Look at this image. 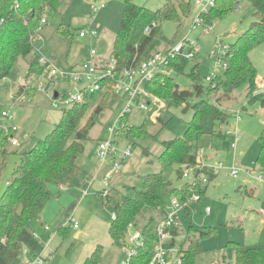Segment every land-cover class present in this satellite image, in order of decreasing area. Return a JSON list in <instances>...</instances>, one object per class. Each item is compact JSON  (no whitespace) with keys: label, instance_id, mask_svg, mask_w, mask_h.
Listing matches in <instances>:
<instances>
[{"label":"rangeland","instance_id":"rangeland-1","mask_svg":"<svg viewBox=\"0 0 264 264\" xmlns=\"http://www.w3.org/2000/svg\"><path fill=\"white\" fill-rule=\"evenodd\" d=\"M173 1L178 7L179 1ZM102 2L106 6L96 14L91 6L100 4L101 0H73L59 11L49 12L45 16L47 22L42 27L41 39L36 42V54L49 59L53 68L62 73L84 74L86 71L83 64L89 60L99 66L108 63L122 23L126 0ZM133 3L158 11L164 7L166 1L133 0ZM189 8L192 13L183 18L180 28L178 21L163 23L164 35L172 44L168 46L166 42H162L158 52L167 55L172 52L175 44L184 42L186 46L183 56L189 59L188 65L183 74L171 75L182 90H192L190 76L198 66L196 71L205 86L201 99H209L207 88L210 83L206 79L214 78L215 73L220 75L224 71L222 61H216L213 52H220L221 39L232 45L248 31L254 22V8L247 0H239L211 28L194 25L204 11L202 7L191 0ZM89 29L98 30L99 37L95 40L79 37L81 30ZM185 41L194 44V51ZM92 51H96L95 57L91 56ZM33 57L34 53L20 58L1 83L0 122L7 126H16L18 131L14 134L17 144L10 142L9 154L5 160H0V200L21 162V154L30 151L39 141L50 135L61 122L64 111L68 109L61 100L56 99V94H63L65 91L76 93L85 86L84 82L72 83L57 78L50 83L48 77L44 76L42 84L48 87L46 90H41L40 83L35 80L34 86L30 88L32 92L17 96L20 86L28 78ZM115 76L120 83L131 84L130 80L124 79L123 73H116ZM134 83L135 81L133 86ZM146 83L144 81L141 84L144 92L142 100L149 107V111L134 106L127 119L121 121L130 95L128 92H121L119 98L111 103V107L90 131L85 151L78 157L77 162L83 169V175L65 185L51 186L54 196L39 217L42 222L39 223V218L32 222L44 248L40 255L42 264H84L100 246L103 247L101 264H126L129 261L128 249L113 245L109 229L114 223L115 212L112 207L105 205L103 196L112 189L121 190L130 196L134 195L135 190L141 191L146 177L159 173L162 169L159 156L164 151L163 143L182 137L194 118L192 109L188 112H184L183 108L169 109L165 101L151 96L146 91ZM104 96L105 90L102 89L98 92L91 111ZM255 96L256 101L250 104L246 87L236 90L230 98H224V92L219 91L211 101L215 102L221 97L222 110L233 116L225 124L214 121L210 116L203 120L205 133L199 138L198 149L195 151L200 167L205 171L202 175H206L205 178L201 175L198 179L206 191V196L201 202L191 203L189 213L181 212L180 219L185 235L191 229L215 228L216 233L201 242L203 252L198 256L196 264H235L234 260L224 259L230 242H238L245 249L264 248V172L256 162L260 150L259 139L264 134V96L261 93ZM198 100L194 98L191 103ZM4 112L10 118H4ZM237 112L241 117L239 121L235 117ZM152 116H156V120L151 121ZM124 124L128 127H144L149 135L148 139L130 141L121 131L111 135L110 128L120 129ZM216 132L227 136L223 139L216 136ZM234 137L239 140L237 147L232 149ZM105 140H111L121 152L131 150V156L112 175L108 185L104 179L111 169L113 158L109 156L104 164L97 158L99 144ZM219 165L223 168L209 182L207 172ZM178 169L175 166L164 173L165 180L172 182L177 189H182L188 182L194 181L192 177L199 170H188L189 177L179 178ZM233 169L240 171L236 178L231 174ZM208 208L210 213H207ZM150 217L158 221L161 214L158 211L146 212L139 219V226H143ZM41 223H44L43 227ZM183 240L179 239L177 244L181 246ZM29 263L30 252L24 247L19 258L12 264Z\"/></svg>","mask_w":264,"mask_h":264},{"label":"trees","instance_id":"trees-1","mask_svg":"<svg viewBox=\"0 0 264 264\" xmlns=\"http://www.w3.org/2000/svg\"><path fill=\"white\" fill-rule=\"evenodd\" d=\"M71 1L73 0H0V96L2 81L20 58L34 53L28 77L44 72L40 56L35 52L36 41L43 27L41 22L49 12L59 11ZM165 1L162 9L153 11L135 5L133 0H126L122 23L110 56V60L117 63L118 71L139 70L142 64L155 56L162 42H166L168 46L172 44L164 35L163 23L178 21L180 28L183 18L192 13L189 8L191 0H178V7L173 0ZM238 1L217 0L213 9L202 14V27H212L214 22L222 19L229 8ZM247 1L254 8V22L235 44L229 45L222 59L227 68L208 86L209 99H201L205 86L196 71L198 66L190 76L192 90H182L171 75L185 72L189 59L182 54L169 60L164 71H159L146 83V91L151 96L165 101L169 109L183 108L184 112L192 109L194 118L182 137L163 143L164 151L159 156L162 169L159 173L146 177L141 191L135 190L134 195L130 196L121 190L112 189L103 196L105 205L112 207L117 216L109 229L114 246L124 247L131 227L142 231L145 244L137 249V254L128 264H151L153 259L158 221L150 217L140 227L139 219L146 212L158 211L162 217L168 200L176 199L185 204L190 202L195 193L201 194V201L206 195V191L198 183L194 187V181L188 182L182 189L175 188L172 182L165 180L164 173L168 168L178 166L177 175L184 178L185 171L199 168L201 164L195 150L198 149L199 138L205 133L203 120L210 116L214 121L225 124L229 122L230 116H233L222 110V98L213 102V96L223 91L224 98H230L236 90L246 87L249 102L256 99L257 71L251 60V52L264 45V0ZM146 29H149V33H146ZM64 32L65 30L62 33ZM30 88L20 86L17 96L32 92ZM97 95L98 92L86 94L85 102L66 109L54 131L39 141L33 149L21 154V162L0 200V264H12L19 258L24 247L30 252V260L42 254L44 248L36 237L32 222L42 215L53 198V184L65 185L83 175V169L77 160L85 151L90 131L111 107V103L119 98L113 91H107L91 111ZM61 96L62 94H59L57 97ZM194 98L199 100L192 104ZM126 119L127 115H123L121 121ZM118 131L130 141L145 140L149 137L144 127H128L124 124ZM12 135L5 124L0 122V160H5L9 154L8 146ZM216 136L225 139L227 135L216 132ZM259 141L261 150L256 162L264 172V134ZM226 144L228 145V142ZM211 170L207 172L209 182L217 176ZM204 172L199 169L194 178ZM186 211L188 214L189 210ZM172 232L174 241L170 245L174 246L177 238L185 236L180 248L186 264H196L198 256L203 252L201 242L215 235L216 229H191L185 235L181 227H174ZM226 250V261L234 260L235 264H264V248L245 249L238 242H230ZM102 260L103 247L100 246L84 264H101Z\"/></svg>","mask_w":264,"mask_h":264},{"label":"built area","instance_id":"built-area-1","mask_svg":"<svg viewBox=\"0 0 264 264\" xmlns=\"http://www.w3.org/2000/svg\"><path fill=\"white\" fill-rule=\"evenodd\" d=\"M194 4L202 7L204 11L200 13V17L195 20L194 25H203L202 22V14L209 12L211 9H213L216 4L217 0H194ZM105 3L102 2L100 4L92 5L91 9L93 13H97L100 10L105 8ZM47 22L46 19H43L41 24L42 26L45 25ZM194 26V27H195ZM211 28V27H209ZM146 33H149V29H146ZM100 35L98 30H81L79 32V37L89 38L91 40H95ZM41 39V35L38 36L39 41ZM36 41V42H37ZM188 42L189 41H185ZM220 52L216 53L213 52V57H215L216 61H222V59L225 57L229 45L224 43L223 40H220ZM192 50L194 51V44L189 43ZM186 44L184 42H180L176 44L172 52H170L167 55L162 54L161 52H157L155 56L149 60L148 62L142 64L139 70H127L123 69L121 71L117 70V63L112 60H108V63L101 64L100 66L98 64H94L92 60L87 61L83 64V69L86 71L84 74H70V73H62L58 72L56 69L53 68L52 63L49 61V59L41 57L40 55V64L44 66V72L42 74H32L27 78L25 83L23 85L33 87L34 81L36 80L38 83H40V89L46 90L48 87L43 82V77H48L49 82L51 83V80L57 78V79H63L68 80L72 83L74 82H84L85 86L79 90V92L73 93V92H67L65 91L61 97H56L57 100H61V103L65 105L68 108H71L77 104H81L85 102L86 100V94H93L96 92H99L100 90L104 89L105 92L107 91H113L116 95H120L121 92H128L129 95V104L128 107L124 113V115H129L132 108L134 106H137L143 111H149V107L145 102H143L142 97L144 95V92L141 90V84L144 81L149 82L152 80L155 75L159 71H164V69L167 67L169 60L172 58H175L177 55L182 54L183 50ZM96 51L91 52V56L95 57ZM223 63V61H222ZM224 70L227 68V65L223 63ZM116 73H123L124 79L127 78L131 81V84L127 85L124 83H120L115 74ZM219 76L216 73L214 74V78L208 77L206 79L207 82L212 83L215 78ZM123 79V80H124ZM133 81H135L134 86L132 85ZM59 96V94H58ZM57 100L55 101V105L57 106ZM235 116L237 120L240 119L239 112H237ZM4 118H10L9 114L7 112H4L2 114ZM156 116H152L151 121L156 120ZM6 129L12 132L14 134L18 131V128L16 126H7L5 125ZM118 129L112 127L110 128L111 135H113L115 132H117ZM233 142L231 143V148L235 149L237 147L238 138L234 137ZM11 142L13 144H17L14 140L13 135L11 136ZM111 156L113 158L111 169L109 173L107 174L106 178L104 179L106 182V185H108V182L111 180L112 175L115 174L117 171L120 170L123 163L131 156V150H125L124 152H121L117 149L116 144L113 143L111 140H105L101 141L99 144V152L97 155L98 160L101 163H106L108 161V157ZM223 168L222 165H219L217 167L213 168V173L218 174L219 171ZM199 169H202L199 167ZM196 171V170H191ZM239 170L233 169L231 174L233 177H237L239 174ZM249 172V170H248ZM196 174V173H195ZM195 174L192 178H194ZM202 175V174H201ZM200 175V176H201ZM185 177H189L188 171L184 174ZM196 177L194 178V187L196 184L201 183L198 182V179L200 178ZM206 175H202L203 178H205ZM209 178V177H208ZM209 181V180H208ZM201 197L199 195L194 194L192 199L189 203L181 204L178 200L172 199L170 203H167L166 207L163 210V216L158 220L157 226H156V234L157 239L154 243V256L151 261V264H186L185 257L183 255V252L181 251L180 246L177 244L174 246H171L170 243L174 241L173 238V232L172 229L174 227H181L182 226V220L180 219V213L183 212L185 209L189 207V205L193 202H200ZM207 212L210 213V208L207 209ZM117 216L114 213L113 214V220H116ZM74 228H77V225H74ZM46 231H49V228L46 227ZM37 237V235H36ZM38 238V237H37ZM145 244L143 239V234L141 230L135 229L133 227L130 228L126 242H125V248L129 251V261L126 263L128 264L133 256L137 254V249L139 247H143ZM29 264H42V258L40 256L30 260Z\"/></svg>","mask_w":264,"mask_h":264},{"label":"crops","instance_id":"crops-1","mask_svg":"<svg viewBox=\"0 0 264 264\" xmlns=\"http://www.w3.org/2000/svg\"><path fill=\"white\" fill-rule=\"evenodd\" d=\"M251 60L256 68V71H257V80H256V83H257V91L255 93V95H257L258 93H261L262 94V97L264 96V45L254 49L252 52H251ZM264 98V97H263ZM249 101V99H248ZM256 101V99L253 101V102H249L250 104H253L254 102ZM263 107H264V99H263ZM246 110V109H245ZM241 120V117L240 119ZM238 120V121H239ZM229 133V132H228ZM15 134V133H14ZM14 134H13V137H14ZM260 150H261V144H260ZM260 150H259V153H260ZM258 153V155H259ZM258 157V156H257ZM257 160V158H256ZM103 165V164H102ZM86 175H88L86 173ZM89 177V176H88ZM235 178V177H234ZM215 179V178H214ZM206 196V195H205ZM205 198V197H204ZM52 200V199H51ZM189 209V207L187 208ZM185 209L184 211L186 212ZM208 213V212H207ZM187 214V213H186ZM39 223L42 222L40 220V218L38 219ZM264 221V220H263ZM183 225V223H182ZM44 226V223H41V227ZM181 229H182V226H181ZM36 233V232H35ZM79 234H77L76 237H78ZM185 236H181L179 238H177L178 240L179 239H184Z\"/></svg>","mask_w":264,"mask_h":264},{"label":"water","instance_id":"water-1","mask_svg":"<svg viewBox=\"0 0 264 264\" xmlns=\"http://www.w3.org/2000/svg\"><path fill=\"white\" fill-rule=\"evenodd\" d=\"M58 96V94H56V97Z\"/></svg>","mask_w":264,"mask_h":264},{"label":"bare ground","instance_id":"bare-ground-1","mask_svg":"<svg viewBox=\"0 0 264 264\" xmlns=\"http://www.w3.org/2000/svg\"><path fill=\"white\" fill-rule=\"evenodd\" d=\"M45 230H46V227H45Z\"/></svg>","mask_w":264,"mask_h":264}]
</instances>
